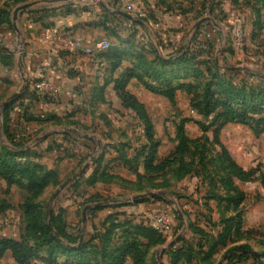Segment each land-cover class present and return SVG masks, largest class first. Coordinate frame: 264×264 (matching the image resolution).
<instances>
[{
	"label": "rangeland",
	"instance_id": "1",
	"mask_svg": "<svg viewBox=\"0 0 264 264\" xmlns=\"http://www.w3.org/2000/svg\"><path fill=\"white\" fill-rule=\"evenodd\" d=\"M81 4V9L92 8L102 17V38L117 54L115 62L126 70L120 93L141 103L145 120L119 103L103 102L95 110L105 120H88L84 130L63 126L52 134L26 133L8 121L18 137L11 143L4 134L2 105L19 92L21 73L1 56L0 159L12 152L8 159L24 184L22 168L29 166L34 178L43 182L33 202L74 229L87 227L89 236L96 234L93 227L102 232L108 216L117 226L112 242L127 222L152 229L148 239L140 240L154 243L145 264H264V0H81ZM1 44H15L19 56L22 35L17 39L2 35ZM109 76L115 85L121 78L114 72ZM219 103L231 105L237 115L217 119L231 114L221 108L210 113ZM82 136L104 140L111 151L119 149L142 162L150 156L152 160L147 159L156 167L169 159L175 163L161 174L121 185L109 199L88 204L97 207L87 212L82 225L87 202L75 182L101 151ZM29 195L0 176V239H23ZM165 215L171 228L160 231L156 220ZM239 247L259 257L236 260L228 254ZM68 261L57 256L49 262L39 249L32 264ZM0 264L16 263L7 251ZM124 264L133 263L127 258Z\"/></svg>",
	"mask_w": 264,
	"mask_h": 264
},
{
	"label": "crops",
	"instance_id": "2",
	"mask_svg": "<svg viewBox=\"0 0 264 264\" xmlns=\"http://www.w3.org/2000/svg\"><path fill=\"white\" fill-rule=\"evenodd\" d=\"M23 4H33L19 14L17 21L22 35V69L26 83L21 76L18 96L10 102V123L21 125L26 133L52 134L63 126L84 130L88 120H105L106 116L95 110L103 102H116L122 108L113 89L115 82L109 75L114 72V76L122 77L125 67L112 66L117 55L113 49L95 48L96 43L105 41L102 17L92 8L81 9V0H22L21 3L0 0V14L2 10L9 12L11 24V28L0 24L3 48L0 57L6 56L18 67L15 44L4 46L1 36L15 35L17 39L12 14ZM3 71L0 65V72ZM90 143L91 147L95 143L94 149H100L102 157L75 182L76 189L85 193L87 205L111 198L123 184L138 182L137 175L148 177L142 160L131 170L119 160L115 148L111 147V151L108 142L90 140ZM137 210L140 212L141 208ZM84 229L87 232L88 228Z\"/></svg>",
	"mask_w": 264,
	"mask_h": 264
},
{
	"label": "trees",
	"instance_id": "3",
	"mask_svg": "<svg viewBox=\"0 0 264 264\" xmlns=\"http://www.w3.org/2000/svg\"><path fill=\"white\" fill-rule=\"evenodd\" d=\"M22 0H15L16 3H21ZM0 24H6L11 28L9 12L2 10L0 14ZM112 62L113 67H118L120 64ZM118 60V59H117ZM126 73V71H125ZM126 75L122 77L115 85V90L119 93L118 98L121 101L122 108L133 112L138 120H145V115L142 112V105L135 97L126 93H120L119 86L122 81H125ZM119 83V84H118ZM8 104L4 109V134L11 143L18 141L17 132L15 128H11L7 125L10 121V105ZM217 108H221L225 111L231 112V114H220L216 118L236 116L237 111L231 108V105L226 103L216 104L210 113L215 111ZM245 118L244 116H242ZM69 134V132H67ZM144 149L141 150V152ZM119 160L123 165L129 167L131 170H135L138 166L139 158H129L128 156L120 153L121 150L116 149ZM8 155L5 154L0 159V176L8 183L17 184L22 188L27 189L30 192L29 197L24 203V216L27 221L25 234L22 240L13 241L9 239H0V259L5 252L11 253L12 259L16 264H32V260L36 257L39 249H44V253L47 256L49 262H55L57 256H64L70 264H124L127 258L131 259L133 264H145L147 250L150 245L154 243L143 244L141 239H148L152 229L145 228L143 226H133L127 222L122 225L124 230L121 234L116 237V241L112 242V232L117 227L111 216H108L103 224L102 232L93 227L96 234L89 236L84 227L72 228L64 223L60 216L54 215L52 211L41 208L38 204H35L33 200L36 198L38 193L43 188V182L34 178L32 171L28 168L29 166H23L22 168V181H27L26 184L21 182V179L17 178L12 165V161L8 159ZM102 157L100 154L97 158L99 160ZM152 158L147 156L143 158V169L147 173L148 177L150 173H163L169 166H172L174 160L164 161L159 166L152 164ZM138 180H143L147 177L137 175ZM93 182L89 181V184ZM230 199V198H229ZM225 201V198H224ZM231 200H229V203ZM179 220V219H178ZM108 224V226H104ZM224 228L223 231L230 230ZM97 243V244H96ZM149 244V245H148ZM179 251V250H178ZM252 251L245 248H234L228 251L236 260H240L249 257ZM227 254V253H226ZM259 256V255H258ZM257 258L256 256H254Z\"/></svg>",
	"mask_w": 264,
	"mask_h": 264
},
{
	"label": "water",
	"instance_id": "4",
	"mask_svg": "<svg viewBox=\"0 0 264 264\" xmlns=\"http://www.w3.org/2000/svg\"><path fill=\"white\" fill-rule=\"evenodd\" d=\"M33 7V4H23V5H20L18 6L17 8H15V10L13 11V14H12V22H13V29L15 31V33L20 36L21 32L20 30L18 29L17 27V21H18V17H19V14L32 8ZM124 16H127V15H124ZM22 66H23V54H22V50H20V53H19V58H18V68H19V71L21 73V76L23 77V69H22ZM23 82L26 83V80L25 78L23 77ZM18 96V94H15L13 95L11 98H9L8 100H6L3 105H2V109H4L12 100H14L16 97ZM82 139L84 140H93L92 138L88 137V136H82L81 137ZM94 163V159H92L89 163H87L84 168L82 169V174L87 170V168H89V166ZM66 187V184H64L60 190L56 193V196L60 193V191H62L64 188ZM149 196H152V193L150 194H144V195H139V196H136L134 198V200H139V199H144V198H147ZM97 205H87L85 206L83 209H82V212H81V223L82 225H85L86 223V219H87V212L93 208H96ZM177 214L179 216V218L182 219V216L180 214L179 211H177ZM251 255L253 256H256L257 258L259 257L257 253L255 252H251L250 253Z\"/></svg>",
	"mask_w": 264,
	"mask_h": 264
},
{
	"label": "built area",
	"instance_id": "5",
	"mask_svg": "<svg viewBox=\"0 0 264 264\" xmlns=\"http://www.w3.org/2000/svg\"><path fill=\"white\" fill-rule=\"evenodd\" d=\"M95 48L97 50H107L108 49V43L107 41H101L95 44ZM167 216V217H166ZM157 227L160 228V231H169L171 228L170 219L168 215L160 216L156 220ZM156 227V228H157Z\"/></svg>",
	"mask_w": 264,
	"mask_h": 264
}]
</instances>
